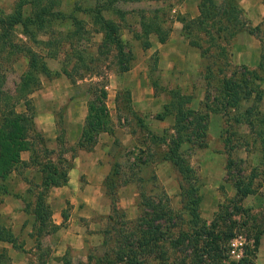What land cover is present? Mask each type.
<instances>
[{
    "label": "trees",
    "instance_id": "obj_1",
    "mask_svg": "<svg viewBox=\"0 0 264 264\" xmlns=\"http://www.w3.org/2000/svg\"><path fill=\"white\" fill-rule=\"evenodd\" d=\"M119 1L130 0H97L93 5H74L70 11L64 12L59 7V0H16L9 13L0 14V77L2 71L10 69V55L22 54L27 59L25 69L15 83L14 92L3 91L0 87V193L7 192L6 178L20 168L31 167L39 173L38 182H28L33 197L30 213L35 247H39L40 237L55 232L60 226L51 220V210L46 202L48 190L66 183L67 171L72 166L71 159L76 150H92L99 133H112L113 130V122L105 105L106 91L99 81L92 80L86 85V112L77 140L67 147L59 144L57 149L47 148L42 134L35 127V111L29 94L38 88L40 76L51 75L45 57L57 54L59 41L39 39L38 35H50L48 28L52 25H68L63 34L71 44V55L76 61L83 62V48L77 46L78 41L87 38V31L83 29L84 20L75 14L83 12L95 30L101 32L99 52H103L102 48L110 47V51H114L119 71H127L129 55L119 36L118 24L105 16V13H116L122 17L123 11L115 7ZM195 6L197 14L193 18L181 17L177 20L182 24V34L188 39L195 36L191 44L199 49V55L207 61L205 79L213 77L212 66L222 71L223 66L217 64V60H225L227 47L241 31L259 38L260 57L264 58V16L258 24L249 25L243 17L238 0H196ZM161 26L141 17L140 36L145 38L154 32L162 42L169 28L163 29ZM16 28L25 40L17 38L18 41H14ZM26 42L39 43L41 48H47L48 45L49 52L40 53ZM148 46L149 42L144 39L142 47ZM242 71L241 80L236 79L232 73L216 79L212 85L207 83L204 107L208 111L227 115L230 111H237L241 119L233 118L238 124L247 125L264 154V108H260L257 102L262 93L259 84H264V75L257 76L254 70L244 67ZM150 84L155 89L163 90L167 96L155 118L161 120L170 117L172 123L161 134L146 128L148 135L140 137L139 149L135 154L125 158V163L121 162L120 156L111 162L102 179L103 193L109 199V212L100 230L104 251L101 255H87L85 264H146L149 258H155L156 264H255L258 236L253 235L251 246H247L241 257L228 259V238L232 234L228 228L220 226L222 217L207 225L197 212L199 187L183 155V145L202 143L206 129L202 121L206 114L193 109L190 105L191 95L183 94L177 86L161 88L154 77L150 78ZM252 84L256 89L251 87ZM252 93L256 95V101H251ZM122 94L125 110L131 113L141 127H145L142 118L130 109L128 91ZM17 105L21 106L20 111L16 110ZM116 119H119L118 115ZM22 151L28 152L26 160L20 158ZM160 161H168L180 176L181 211L186 216L182 226L174 223L175 215L166 197L161 196L160 191L145 189V183L149 181L152 188H155L156 177L153 172L144 177L140 173L142 167ZM131 182L138 188L136 205L139 213L134 218H126L123 209L116 204L115 193L119 186ZM233 184L237 199L252 192L250 185L243 183L240 178H236ZM236 210L242 211L239 206H236ZM177 218L181 219L180 216ZM174 226L175 229H171ZM0 241L9 243L13 248L21 247L10 228L2 224ZM41 256L42 253H39L34 262L27 264H45ZM63 258L64 264H71L70 258ZM0 264L12 263L0 252Z\"/></svg>",
    "mask_w": 264,
    "mask_h": 264
},
{
    "label": "rangeland",
    "instance_id": "obj_2",
    "mask_svg": "<svg viewBox=\"0 0 264 264\" xmlns=\"http://www.w3.org/2000/svg\"><path fill=\"white\" fill-rule=\"evenodd\" d=\"M15 1L0 0V14L9 13ZM95 1L97 0H59V7L64 12H68L74 5H93ZM195 5L196 0H130L119 1L115 4V7L123 11L122 17L116 13H105L106 17H110L118 24L119 36L129 55V68L124 72L119 71L114 51H110V47L102 48L103 52H99L101 32L95 30L88 16L83 12L75 13L78 18L84 20L83 29L87 31L85 33L87 38L78 41L77 46L83 48V62L76 61L71 55V44L63 34L69 26L52 25L48 28L50 35L42 34L38 35V38L59 41L57 44L59 50L53 57H45L51 75L40 76L38 88L33 90L29 97L32 104L37 103V106L43 110L53 108L57 147L59 144L67 147L71 144H68L65 134L66 124L63 115L65 105L74 100L76 102L80 100L86 107V85L92 80L99 81L106 91L105 105L113 122L112 133L98 134L104 137L103 143L107 147V161L110 167L111 162L119 159V156L123 163L125 158L137 152L138 140L141 136L147 137L148 135L146 128L153 133L161 134L172 123L170 117L161 120L155 118L156 113L161 111L167 96L163 90L153 88L150 78H156L161 88L177 86L183 94L191 95V107L206 114V118L202 121L206 127L202 143L183 145L185 150L183 155L187 158L199 187L198 215L207 225L222 217L223 222H220V226L228 228L232 234L228 238L229 248V242L233 238L241 242L240 255L235 257L228 249V259L236 260L241 257L247 246H251L253 235L258 236L254 262L264 264V231H262L264 229V154L261 153L255 136L248 131L247 125L238 124L233 118L241 119L237 111L233 113L230 111L227 115L208 111L204 107L207 83L212 85L216 79L232 73L236 79L241 80L243 79V67L254 70L257 76L264 75V58L260 57V40L246 31L239 32L227 47L225 60H217V64L223 66L222 71L219 72L215 66H212L213 77L205 79L207 61L199 55V49L191 44V39L195 36L188 39L182 34V24L177 20L181 17L193 18L197 14ZM141 17L154 25H162L163 29L169 28L162 42L158 40L154 32H150L145 38L140 36L139 19ZM14 35V41H18L17 38L25 40L18 28L15 29ZM240 35L242 45L237 50L243 53L244 44L248 43V54L237 61L233 43ZM248 35L251 38L246 39ZM144 39L149 42L147 48L142 47ZM26 43L40 53L49 52L48 45L47 48H41L39 43ZM9 60H12L10 69L1 72L0 87L3 91L13 93L15 83L24 71L27 59L22 54H12ZM85 67L90 69L86 70ZM251 87L256 89L254 84ZM259 88L262 89V93L257 102L260 108H264V84H259ZM124 91L129 93L130 109L142 118L145 127H141L131 113L123 107L122 93ZM255 98L256 95L252 93L251 101H256ZM16 110L20 111L21 106L17 105ZM117 115L119 119H116ZM43 139L47 148L53 149L49 147L47 139L44 137ZM65 155L68 156V153ZM152 172L156 177L155 188H152L151 181H149L145 183V189L160 191L159 194L166 197L175 215L174 223L184 225L186 216L181 211L179 174L168 161L153 163L151 166L145 165L140 173L147 177ZM236 178L242 179L245 184L248 183L252 189L251 193L241 199L235 196L233 183ZM38 180L39 173L31 167L20 168L19 171L17 170L6 178L7 192L0 193V224L10 228L21 247L13 248L9 243L0 241V252L12 264L34 262L39 253H42L41 259L45 264H64L63 257L65 256L70 258L71 264H77L79 261L71 260L67 249L61 255H53L55 251L53 246L57 238L54 232L40 237L39 247H35L36 240L32 235L33 218L30 213L33 197L32 188L29 187L28 182L35 183ZM137 191V185L133 182L121 185L116 190V204L119 196L130 201L125 208L118 205L123 209L126 218H134L139 213L136 205ZM59 197L62 198V195ZM55 199L56 197L50 198V203L54 204L57 201ZM236 206L241 207L242 211H237ZM10 208L16 214L11 220L8 218L9 215L3 212ZM67 208L68 206L65 207V211ZM52 214L51 211V218ZM106 215L107 213L96 216L102 223L99 230L105 225ZM178 216L181 219L177 218ZM81 221L88 227L89 224L84 219ZM175 226L171 229H175ZM81 263L85 264L86 260ZM156 263L155 258H149L146 261V264Z\"/></svg>",
    "mask_w": 264,
    "mask_h": 264
},
{
    "label": "crops",
    "instance_id": "obj_3",
    "mask_svg": "<svg viewBox=\"0 0 264 264\" xmlns=\"http://www.w3.org/2000/svg\"><path fill=\"white\" fill-rule=\"evenodd\" d=\"M239 4L248 24L254 26L261 21L264 16L263 0H239ZM241 38V35L240 37L237 36L236 41L233 43L237 61L248 54V43L244 44L243 48L245 50H243V53L237 50L242 45ZM249 38L251 36L248 35L246 39ZM33 107L35 127L47 139L49 147L56 149L57 134L53 108L43 110L40 106H37V103L33 104ZM85 112V104L82 105L80 100H77V102L74 100L65 105L63 115L65 117V134L68 144H73L77 140ZM103 139L102 135H98L96 143L90 151L76 150L71 159L72 166L67 171L66 183L62 186L51 187L47 192V202L53 212L51 220L55 225H60L54 232L57 238L53 246V250L55 249L53 255H61L67 249L71 260L83 262L86 260L87 255H101L104 251L99 230L102 223L96 217L108 213L109 209V199L103 193L101 184V180L109 170L107 147L103 143ZM27 156V151L20 153V158L23 160H26ZM60 195H62V198L59 197ZM53 197H56L55 200H57L54 204L50 203L49 200ZM129 202L119 196L117 206L125 208ZM66 206L68 208L65 211ZM130 209L132 210L131 207ZM3 212L9 215V220L16 215L11 208L5 209ZM63 214L65 215L64 219H62ZM83 219L89 224L88 227L81 221ZM7 223L9 224V221Z\"/></svg>",
    "mask_w": 264,
    "mask_h": 264
},
{
    "label": "built area",
    "instance_id": "obj_4",
    "mask_svg": "<svg viewBox=\"0 0 264 264\" xmlns=\"http://www.w3.org/2000/svg\"><path fill=\"white\" fill-rule=\"evenodd\" d=\"M229 243H230V248H229L230 253L233 256L238 257L241 251L239 248L241 245V242L237 238H233V240H231Z\"/></svg>",
    "mask_w": 264,
    "mask_h": 264
}]
</instances>
